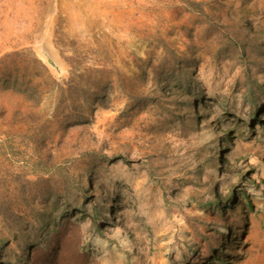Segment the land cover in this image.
<instances>
[{
	"label": "rangeland",
	"instance_id": "374dc122",
	"mask_svg": "<svg viewBox=\"0 0 264 264\" xmlns=\"http://www.w3.org/2000/svg\"><path fill=\"white\" fill-rule=\"evenodd\" d=\"M0 264H264V0H0Z\"/></svg>",
	"mask_w": 264,
	"mask_h": 264
}]
</instances>
